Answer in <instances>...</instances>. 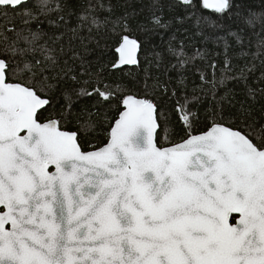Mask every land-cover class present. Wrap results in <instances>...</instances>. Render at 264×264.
<instances>
[{
    "label": "snow or ice",
    "instance_id": "obj_1",
    "mask_svg": "<svg viewBox=\"0 0 264 264\" xmlns=\"http://www.w3.org/2000/svg\"><path fill=\"white\" fill-rule=\"evenodd\" d=\"M181 3L196 8L194 0ZM200 4L218 17L233 7L231 0ZM40 9L54 10L49 0ZM10 11L26 17V25L38 21L26 0H0V14ZM81 19L99 26L94 17ZM151 22L163 26L159 17ZM24 31L11 42L4 35L0 49V264H264V123H256L251 105L229 118L234 126L214 121L193 135L192 115L177 102L187 138L164 147L155 139L151 99L96 87L109 106L118 105L117 118L105 140L86 151L80 132L87 139L96 122L67 130L72 96L63 95L67 112L53 96L76 77L40 43L39 27ZM139 47L124 36L119 64L137 63ZM169 51L181 65L196 58ZM200 79L215 91L228 76L217 81L213 71L211 80ZM249 95L256 102L251 89Z\"/></svg>",
    "mask_w": 264,
    "mask_h": 264
},
{
    "label": "trees",
    "instance_id": "obj_2",
    "mask_svg": "<svg viewBox=\"0 0 264 264\" xmlns=\"http://www.w3.org/2000/svg\"><path fill=\"white\" fill-rule=\"evenodd\" d=\"M194 3L196 8L189 9L181 0H49V8L54 10L40 15L41 0H30L28 10L38 21L26 25L20 12L0 14V49L4 35L11 42L17 32L42 30L40 43L54 50L58 67L70 68V76L76 77L75 81L70 77L64 80L53 94L56 107L66 112L63 95L72 96L67 130L76 131L89 119L96 122L87 139L80 132L86 151L92 150L91 144L105 140L109 123L117 118L118 105L113 102L109 106L94 92L96 87L104 91L106 85L122 96L151 99L157 105L158 146L170 147L187 138L177 102L192 115L193 135L207 130L214 121L234 126L229 118L235 117L241 104L251 105L256 123H264V0H231L233 7L224 17L202 8L200 0ZM57 5L59 10H55ZM201 16L211 23H197ZM81 17H94L99 26ZM154 17H159L163 26L153 24ZM124 36L137 40L140 53L137 63L116 69L117 49ZM19 46L25 47L22 40ZM169 49L196 58L181 65ZM225 60L230 68L227 73L223 72ZM213 63L215 70L209 66ZM213 71L217 81L228 76L215 91L200 79L204 75L211 80ZM81 88L93 95L77 97L72 90ZM89 113L99 115L89 117Z\"/></svg>",
    "mask_w": 264,
    "mask_h": 264
},
{
    "label": "water",
    "instance_id": "obj_3",
    "mask_svg": "<svg viewBox=\"0 0 264 264\" xmlns=\"http://www.w3.org/2000/svg\"><path fill=\"white\" fill-rule=\"evenodd\" d=\"M30 0H26V3H28ZM123 42V41H122ZM121 42V43H122ZM121 45V44H120ZM120 47V46H119ZM139 53H140V47L137 49L136 53H135V58H136V61L138 60V57H139ZM119 59H120V54L118 52V57H117V61H116V64H115V68L116 69H122V68H125V67H129L133 64H119ZM158 123V121H157ZM158 131H159V124H158V127L156 129V132H155V139L157 140V134H158ZM157 142V141H156ZM171 147V146H170Z\"/></svg>",
    "mask_w": 264,
    "mask_h": 264
}]
</instances>
